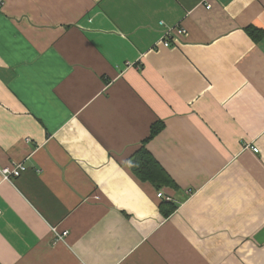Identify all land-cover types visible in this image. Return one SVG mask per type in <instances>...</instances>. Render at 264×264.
<instances>
[{"label":"crops","instance_id":"crops-1","mask_svg":"<svg viewBox=\"0 0 264 264\" xmlns=\"http://www.w3.org/2000/svg\"><path fill=\"white\" fill-rule=\"evenodd\" d=\"M141 148L173 186L134 176ZM19 164L0 264H264V0H0Z\"/></svg>","mask_w":264,"mask_h":264},{"label":"trees","instance_id":"trees-1","mask_svg":"<svg viewBox=\"0 0 264 264\" xmlns=\"http://www.w3.org/2000/svg\"><path fill=\"white\" fill-rule=\"evenodd\" d=\"M246 32L255 41L260 40L263 36V32L254 27H248ZM161 129V123H155L151 127L149 137L144 140V143L152 139L157 132ZM128 166L134 176H136L142 182H148L154 186L157 190L163 187L173 186L172 181L154 158L148 153L145 148H141L137 151L133 157L128 161ZM176 210V206L172 202L161 203L160 211L164 217H168Z\"/></svg>","mask_w":264,"mask_h":264},{"label":"built area","instance_id":"built-area-1","mask_svg":"<svg viewBox=\"0 0 264 264\" xmlns=\"http://www.w3.org/2000/svg\"><path fill=\"white\" fill-rule=\"evenodd\" d=\"M180 32H181V33H184L183 30H181ZM168 34H169V33H166L165 39H167ZM162 45H163V47H165V48H168V47L170 46L167 40H164V42L162 43ZM252 151H253L254 153H257L258 150L255 149V148L253 147V148H252ZM15 166H16V165H15ZM16 168H17V169H15V167H14L13 169H5V170H2L1 173H2L3 178L6 179L7 181H8V177H9V175H11L12 178H15V177L18 178V176L20 175V173H22V172L25 170L24 167H22V166H17ZM156 197H157L158 199H162V200L164 199V200H166V201H170L169 199L163 197V195H162L161 192H157ZM59 235H60V236L57 235V239H58V240H62V237H64V236L66 235V233L59 234Z\"/></svg>","mask_w":264,"mask_h":264},{"label":"rangeland","instance_id":"rangeland-1","mask_svg":"<svg viewBox=\"0 0 264 264\" xmlns=\"http://www.w3.org/2000/svg\"><path fill=\"white\" fill-rule=\"evenodd\" d=\"M251 150H252V148H251ZM10 166H11V165H10ZM10 166H5V167H2V168L0 169V175H1V178H2L3 181H6V182L9 181V182H11L13 179H15V178H17V177L12 178L11 175H9V177H8V181H7V180L4 179L3 176H2V173H1L2 170H5V169H13L14 167H15V169H17V168H16L17 166H22V167H24L23 165H20V164H19V165H16V166L14 165L13 168L10 167ZM24 169H25V167H24ZM20 174H21V173H20ZM19 176H20V175H19ZM19 176H18V177H19ZM157 192H160V191H157ZM53 230H54V232H55L56 237H57V235L60 236L59 233H58L57 231H55V229H53ZM63 233H66V235H67V232H66V231H65V232H62L61 234H63ZM66 235H65V236H66ZM65 236H64V237H65Z\"/></svg>","mask_w":264,"mask_h":264}]
</instances>
